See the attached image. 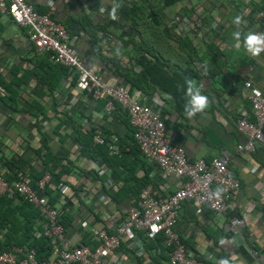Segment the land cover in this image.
<instances>
[{
  "label": "crops",
  "instance_id": "0c3cea01",
  "mask_svg": "<svg viewBox=\"0 0 264 264\" xmlns=\"http://www.w3.org/2000/svg\"><path fill=\"white\" fill-rule=\"evenodd\" d=\"M26 1L65 26L74 51L85 66L110 84L124 85L132 98L157 112L171 140L184 148L190 160L226 158V166L239 188L224 212L214 217L205 206L196 209L189 201L179 208L174 230L187 253L211 264L223 260L228 264H264V128L263 139L254 150L236 148L245 141L236 128V118L245 116L253 121L247 94L264 93V52L253 57L243 46L244 35L249 31L264 33L254 11L244 7L250 5L248 1H237V9L230 0H182L168 6L151 0L158 23L168 27L166 32L158 30L147 10L146 17L136 15L135 26L119 10L116 20L110 18L116 4L129 5L137 0ZM191 7L193 11L187 14ZM237 15L242 17L240 25L232 22ZM182 17L189 19V30L180 33L177 27L171 29L169 24ZM235 32L241 33L239 49L233 38ZM141 57L165 70L193 69L196 77L190 79L203 85L202 92L209 98L204 113L188 118L185 111L176 110L178 93L152 82L149 76L154 78L153 74L139 76L144 66L136 59ZM53 65L46 55L34 51L24 27L0 14V160L28 151L29 163L21 172L25 177L29 167H39V157L33 149L43 150L46 146L58 157L53 167L71 161L76 169L56 186V202L59 207L65 205L68 219L63 228L68 239L90 246L96 241L91 235L95 225L112 230L126 217L128 206L141 188L137 190L140 180L150 181L153 189L162 194L176 188L178 180L163 174L154 163L129 148L131 140L117 115L105 113L99 100L77 90L72 71L64 70V75L60 73L56 78L58 72L52 69ZM130 74L140 77V87L129 84L125 77ZM246 81L249 87L244 86ZM48 83H54L53 87L49 88ZM182 86L185 92V83ZM77 126L82 134L93 127L94 133L115 138L117 154L123 151L121 158L126 162V167L116 168L119 176L103 162L80 152ZM0 172L8 173L3 166ZM110 192H117L118 199H112ZM17 202L12 201L11 205ZM234 217L243 220L238 229L229 225ZM32 222L34 234L38 235L40 220L34 218ZM7 228L6 223L0 227L1 240L6 237ZM134 243L133 238L122 239L111 253L112 258L109 254L108 264H169L163 245L159 250L149 248L151 243L147 241L136 251Z\"/></svg>",
  "mask_w": 264,
  "mask_h": 264
},
{
  "label": "built area",
  "instance_id": "2783aa9c",
  "mask_svg": "<svg viewBox=\"0 0 264 264\" xmlns=\"http://www.w3.org/2000/svg\"><path fill=\"white\" fill-rule=\"evenodd\" d=\"M0 14L7 15L12 23L25 28L26 37L36 53L46 55L53 64L70 69L75 76V88L94 100H102L105 113L113 112L115 106L119 105L127 115L133 129L132 138L142 156L154 163L163 174L178 180L177 187L165 194L153 189L150 181L145 183L134 202L128 206L126 217L112 230L108 231L102 225L92 228L91 235L96 244L90 249L88 245L74 244L68 239L58 221L59 205L57 202L51 205L47 203L48 197L43 190L50 180L48 171L36 178L33 186L22 173L10 181L0 174V196L16 202L21 197L34 207L38 212L41 232L51 247V255L41 260L36 259L32 247L0 248V264H108L112 252L126 237L135 239L136 251L142 249L143 240L139 232L147 239L158 235L161 237L160 244L167 249L169 264H209L187 253L174 225L179 208L185 201L191 202L196 209L205 206L214 217L224 212L229 199L239 188L237 179L226 166V158L213 156L209 160L202 157L190 160L184 148L171 140L157 112L132 98L124 85L102 80L97 72L80 61L71 44L69 32L61 22L35 10L26 0H0ZM174 23L180 33L190 28L186 17ZM244 86L249 87L250 83L246 81ZM247 98L253 121L245 116L236 118V128L245 136V141L236 148L252 151L263 139L264 93L250 91ZM91 141L92 144H101L103 137L93 133ZM115 142V138L105 142L112 155H118ZM217 189H223L218 198L214 195ZM229 225L238 229L243 225V220L234 217Z\"/></svg>",
  "mask_w": 264,
  "mask_h": 264
},
{
  "label": "trees",
  "instance_id": "16d2710c",
  "mask_svg": "<svg viewBox=\"0 0 264 264\" xmlns=\"http://www.w3.org/2000/svg\"><path fill=\"white\" fill-rule=\"evenodd\" d=\"M182 1V0H156V3L159 4V6H168L175 2ZM233 2V6L237 9H240L239 2L240 0H230ZM250 5H244V7H250V10L254 11L255 16H257L256 22L258 26L262 29H264V0H246ZM155 4L151 2V0H137L135 2L129 3V5L125 4L120 6L118 9L119 12L123 15V17L129 22L130 24L135 26L137 24V21L135 20L136 15H141V17H146L147 13L149 12L152 16L151 20L155 21V26H157L159 31L166 32L168 31V27L165 25H160L156 19V11H155ZM193 7L189 9V12L187 14H190ZM146 10L148 12H146ZM251 18V16H247V18ZM253 18V16H252ZM150 22V21H149ZM151 23V22H150ZM171 29L175 28V23L169 24ZM161 26V27H160ZM156 27V28H157ZM141 58H137L136 62L140 65H143L144 68H142V72L139 73V76H145L147 77L150 74H153L155 77L149 76L151 81L154 83H158L164 90L171 91L173 94L177 95L178 97L174 103H175V109L183 112L185 103L187 101V97L185 96V92L182 91V84L185 83L186 79H190L191 77H196V73L193 69L187 70H181L178 71L177 69H171V70H165L161 66L149 62L150 60H145ZM55 67H52L55 71L58 72V75L56 78H58L59 74L62 73L64 75V70L67 72H70V69H67L63 66L54 64ZM56 72V73H57ZM72 73V72H71ZM195 75V76H194ZM73 78L75 77L74 74H72ZM128 79L129 84L133 85L134 87H140L141 81L138 79L140 77H136L134 74H130L129 76L125 77ZM165 83H172V87H168L165 85ZM178 83V85H176ZM182 83V84H181ZM54 83H48V87L52 88ZM173 89V90H172ZM180 93V94H179ZM14 102V98H13ZM100 106L103 108V101L99 100ZM31 105L30 107H32ZM37 106V105H36ZM14 108V106H12ZM39 108V107H38ZM124 123L126 127V135L131 140V145L129 148H131L134 152L138 154H141L137 144L134 142L132 138V127L128 123V118L124 110H122L119 105L115 106V109L113 112H111ZM69 119V117H68ZM73 122V120H72ZM35 124V123H34ZM73 124V123H72ZM264 128V127H263ZM262 128V130H263ZM77 131L79 132L78 136V143L80 144V152L84 154L85 156H88L90 159L94 161L103 162L105 166H108L111 169V172H114L116 177L119 176L120 172L116 170V168L120 165L123 168L126 167V162L124 157L121 158L120 155H112L108 152L105 142L109 140V135L103 136V143L101 144H92L91 138L92 134L95 132L93 127H90L89 129L85 130V132L82 134L80 132L79 126H77ZM28 151H24L21 155H11L8 159L0 160V167L3 166L6 172H0V174L7 180L10 181L12 179H15L17 177L18 173L24 172L25 168L28 166L29 163V157L27 156ZM34 155H37L39 157V167H29L27 169L25 175L27 178L28 183L33 186L34 180L41 176V174L44 171H48L50 173V180L46 187L43 190V193L48 197L47 203L55 204L57 200V189L56 186L60 183H63L65 180V176L72 173L73 170L76 169V167L71 163V161L66 160L65 164H63L60 167H53V164L58 160V157L56 155H53V153L50 152V150L43 146V150L41 148L33 149ZM120 156V157H119ZM119 157V158H117ZM130 168H128L129 170ZM114 177V178H116ZM149 182L146 179H142L137 184V190L138 188L142 187L145 183ZM122 188V187H120ZM72 191L75 194L76 190L74 187H72ZM120 190V189H119ZM137 196V195H136ZM110 197L112 199H118L119 196H117V192H110ZM117 197V198H116ZM136 197H134V202ZM12 200L10 198H7L4 195L0 196V227H4L5 223L8 224L7 234L4 240L0 239V248L2 250L10 249L12 245L16 246H26V247H32L35 250L36 259H47L51 255V247L48 242L47 237H45L42 232L38 235L34 234V229L32 228V219L39 218L37 210L32 207L28 202L23 200L21 197L18 198V202L11 205ZM65 205H61L59 207V213H58V221L63 225L67 223V214L64 213L65 211ZM18 213L20 217L16 215ZM38 231L39 229L36 228ZM109 231V230H108ZM141 239L143 240V244H145L147 241H149L151 244L149 248H158L161 245V237L158 235L154 237L153 239H147L143 234L139 233ZM15 237V238H14ZM14 238V239H13ZM13 239V240H12ZM96 244L95 242H92V245L89 246L90 249H92ZM120 246V245H119ZM144 246V245H143ZM206 261V260H205ZM207 263L211 264L210 262L206 261Z\"/></svg>",
  "mask_w": 264,
  "mask_h": 264
},
{
  "label": "clouds",
  "instance_id": "9594fccd",
  "mask_svg": "<svg viewBox=\"0 0 264 264\" xmlns=\"http://www.w3.org/2000/svg\"><path fill=\"white\" fill-rule=\"evenodd\" d=\"M120 6V4H116L111 9L109 13L111 19L116 20L118 18L117 10L120 8ZM100 11L103 12L104 9H101ZM232 22L236 25H240L243 22L242 17L237 15L233 18ZM233 38L237 41L236 47L239 49L241 33H233ZM243 46L244 49L253 57L259 56L261 52H264V33H254L249 31L244 35ZM185 85V96L187 97V101L185 103L184 111L186 117L192 118L198 113H204V111L209 106V98L202 92L203 85H198L195 79H186ZM222 191L223 189H217L214 195L218 198ZM220 264H228V261L223 260L220 262Z\"/></svg>",
  "mask_w": 264,
  "mask_h": 264
},
{
  "label": "rangeland",
  "instance_id": "374dc122",
  "mask_svg": "<svg viewBox=\"0 0 264 264\" xmlns=\"http://www.w3.org/2000/svg\"><path fill=\"white\" fill-rule=\"evenodd\" d=\"M178 2H180V1H178ZM182 2V1H181ZM175 3H177V2H175ZM175 3H173V4H175ZM180 10V9H179Z\"/></svg>",
  "mask_w": 264,
  "mask_h": 264
}]
</instances>
